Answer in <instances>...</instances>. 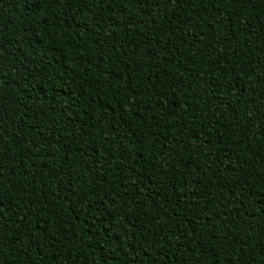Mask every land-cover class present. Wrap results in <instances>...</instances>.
Returning <instances> with one entry per match:
<instances>
[{"label":"trees","instance_id":"trees-1","mask_svg":"<svg viewBox=\"0 0 264 264\" xmlns=\"http://www.w3.org/2000/svg\"><path fill=\"white\" fill-rule=\"evenodd\" d=\"M0 264H264V0H0Z\"/></svg>","mask_w":264,"mask_h":264}]
</instances>
